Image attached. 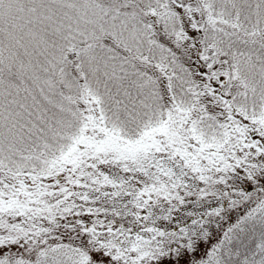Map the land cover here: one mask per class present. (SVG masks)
Wrapping results in <instances>:
<instances>
[{
	"label": "snow or ice",
	"instance_id": "1",
	"mask_svg": "<svg viewBox=\"0 0 264 264\" xmlns=\"http://www.w3.org/2000/svg\"><path fill=\"white\" fill-rule=\"evenodd\" d=\"M0 264H264V0H0Z\"/></svg>",
	"mask_w": 264,
	"mask_h": 264
}]
</instances>
